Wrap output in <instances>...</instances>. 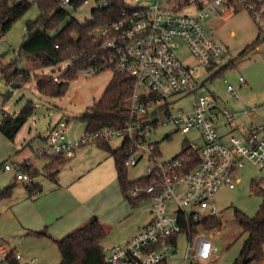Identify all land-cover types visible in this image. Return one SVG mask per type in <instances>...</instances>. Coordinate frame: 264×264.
<instances>
[{
	"label": "built area",
	"instance_id": "obj_1",
	"mask_svg": "<svg viewBox=\"0 0 264 264\" xmlns=\"http://www.w3.org/2000/svg\"><path fill=\"white\" fill-rule=\"evenodd\" d=\"M76 1L63 0L62 5L74 8ZM124 2L125 7L117 19L95 32V40L101 41L109 54L100 63L93 60L79 69L78 78L86 81L105 71L132 75L135 83L131 89L128 124L92 131L89 123L80 117L63 116L53 125L37 154L73 158L82 147L99 146L119 138L122 145L129 143L124 152L125 165L133 167L144 156L143 151H147L150 165L145 176L151 183L135 187L130 195L134 198L146 196L144 201H148V208L134 223L145 214L148 219L125 243L103 247L109 264H158L173 253L172 238L184 232V222H202L218 215L211 199L222 187L236 188L240 180L238 172L248 162L259 166L264 176V123H247L244 133H230L224 139L219 132L220 119L224 118L230 124L236 116L247 111L235 116L220 109L209 95L201 96L187 110L172 107L177 96L194 92L205 83L200 81L203 72H217L222 68L215 69L223 60L224 49L213 37L214 29L207 26L211 15L246 11L264 33V0ZM84 5H90L92 11L109 9L113 0H86L82 7ZM180 41L196 58L195 63H187L178 56ZM54 79L59 81L58 76ZM239 83L245 84L242 76ZM227 90L239 98L232 84ZM8 114L2 112L0 124ZM161 125H175L183 133L196 130L201 143L192 144L179 155L163 160L157 146L148 140L153 129ZM12 170H16L18 181L34 184V178L21 170L20 163L0 164V175ZM189 234L185 264L210 262L216 247L208 232ZM0 264L37 262L35 258L25 259L19 251L0 241Z\"/></svg>",
	"mask_w": 264,
	"mask_h": 264
},
{
	"label": "rangeland",
	"instance_id": "obj_2",
	"mask_svg": "<svg viewBox=\"0 0 264 264\" xmlns=\"http://www.w3.org/2000/svg\"><path fill=\"white\" fill-rule=\"evenodd\" d=\"M27 1L34 3L35 0ZM90 7V5H84L78 10L74 8H69V10L81 23L85 24L93 21ZM39 14V7L34 3L31 9L12 26L4 39L0 41V56L5 63H10L17 58V52L27 32L26 23L36 19ZM206 23L208 27L214 29L213 37L224 49L223 60L218 63L215 69L230 62H233L234 66L222 75L214 77H210V74L213 76L216 72H203L200 81L205 83L194 92L177 96L173 100L172 107L176 110H187L201 96L209 95L213 97L220 109L228 110L235 116L239 112L242 113L243 110L247 111L241 116H236V119L231 121V125L238 126L250 122L264 123V33L251 16L243 10L224 15H220L219 12L213 13ZM258 39L260 48L257 47L242 55L243 51ZM180 44L181 47L177 50L178 56L187 63H195L196 58L184 47L182 41ZM70 63L71 61H64L52 67L41 66L33 57L26 56L18 61V67L28 70L32 75L61 76ZM112 75V72L105 71L86 81L77 78L70 82L67 93L60 97L41 94L33 80L28 84L16 86L7 84L0 77V118H2L3 111L11 114L19 113L30 101L36 105L34 114L28 119L16 141L8 139L0 128V164L10 158L19 160L28 151L32 153L36 150L38 144L33 138L44 135L48 125L56 121L60 114L65 113L70 117L81 116L88 107L101 98ZM240 76L245 79L244 85L239 83ZM229 84L235 87L238 99L228 92ZM219 122L226 123L224 118H221ZM148 140L157 146L159 157L163 160L179 155L192 144L201 143V138L196 130L183 133L175 125L155 127L148 135ZM110 143L114 148H117L122 141L118 138L111 140ZM22 147L25 151L21 149ZM143 153L144 156L138 165L129 167L130 180L139 179L147 174L150 161L147 151H143ZM37 161L38 164H41L44 160L38 159ZM75 162L83 173L89 174L90 179L96 175L92 197L101 198L103 194L106 199L108 195H111L110 204H113L116 200V193L112 196V188L118 179L117 173H115L114 157L98 146L85 147V149L79 150L77 158L65 166L58 178L71 182L73 175L78 171L71 166ZM41 172L46 176L43 170ZM262 172L263 170L259 166L248 162L238 172L237 176L240 180L237 182L236 188L222 187L211 199L212 204L219 211L217 216L221 220V224L218 228L211 230L206 229L204 225L198 226V231L208 232L216 247L210 261L211 264H234L240 256L241 249L248 238V232L241 227L235 211L239 209L250 217L261 212L263 198L252 189V183L257 182L264 188ZM16 176V170L0 175V191L13 185L11 194L0 199V241L9 242L16 247L25 259L36 258L40 264H59L61 254L57 245L48 237L28 234V231L29 229L44 230L46 228L53 237L61 238L64 232L60 233L61 227L58 228L57 223L63 221L64 217L57 218L56 215V211L60 207L58 197L63 198V204L67 206L72 200L70 193H61L56 198L42 196L39 199L40 195L30 196L26 187L27 182L18 181ZM37 179L34 178V181ZM41 181L39 180V182ZM51 184V180L44 179V190ZM80 188L81 186L78 185L76 193ZM76 203L74 199L73 205ZM92 203L91 200L90 204ZM93 204L95 206L102 205L97 200ZM117 208L118 206L114 210L116 211ZM146 208H148V202H142L139 209L135 208V210L139 213ZM115 211L107 210L110 213ZM109 226H112L110 222L106 228ZM189 241V235L186 232L178 236L174 251L167 259L168 264H185ZM250 264H264V259L253 261Z\"/></svg>",
	"mask_w": 264,
	"mask_h": 264
},
{
	"label": "trees",
	"instance_id": "obj_3",
	"mask_svg": "<svg viewBox=\"0 0 264 264\" xmlns=\"http://www.w3.org/2000/svg\"><path fill=\"white\" fill-rule=\"evenodd\" d=\"M86 0H77L74 9L78 10ZM98 1V0H95ZM63 0H35L40 14L34 20L26 23V35L17 52V58L10 63H5L0 56V77L7 84L25 85L32 80L36 83L38 91L47 96H64L70 86V82L78 78V70L94 63H100L101 59L109 54L103 48L101 41L95 40V32L116 20L121 9L125 7L124 0H113V6L109 9H94L93 21L81 23L69 10L62 5ZM27 0H0V40L6 36L12 26L20 20L34 4ZM260 40L251 43L242 53L245 55L259 46ZM33 57L41 66H56L64 61H71L65 72L58 76L59 81H55V75L50 74H30L28 70L18 67V61L23 57ZM230 62L220 68L213 76L222 75L225 71L233 67ZM135 83L132 75L122 72H114L101 98L88 107L79 116L89 123L90 130H98L105 126L122 127L130 120L131 89ZM36 106L33 102H28L19 113L8 114L3 117L0 128L2 133L10 140H14L17 133L26 124L28 119L34 114ZM111 141L100 143L98 147L112 154L117 169V177L122 189L124 198L131 205L137 206L147 197L140 196L134 198L130 195L132 189L137 186H144L151 183L148 176H143L136 180H130L128 176L129 167L125 165V150L129 143L121 144L120 147L113 148ZM39 156V155H38ZM46 160L43 171L46 176L56 181V175L60 169L70 162L72 158L61 156H41ZM24 173L33 178L40 175L37 167L29 161L20 164ZM28 190L33 194L43 191L40 184L27 185ZM13 185L0 191V199L11 194ZM252 189L263 198L261 212L250 217L239 209L235 215L241 227L248 232V238L243 245L240 256L234 264H250L253 261L264 259V188L257 182L252 183ZM202 224L208 230L218 228L221 220L218 216L198 222L190 220L184 222V232L196 233L198 226ZM28 234L39 237H48L58 247L61 260L59 264H109L104 251V240L108 231L100 218L96 215L67 233L61 238H55L47 229L29 230ZM179 235L172 238L174 245L177 243ZM13 263V258H10ZM158 264H168L167 260Z\"/></svg>",
	"mask_w": 264,
	"mask_h": 264
},
{
	"label": "crops",
	"instance_id": "obj_4",
	"mask_svg": "<svg viewBox=\"0 0 264 264\" xmlns=\"http://www.w3.org/2000/svg\"><path fill=\"white\" fill-rule=\"evenodd\" d=\"M3 39L4 38H2V40ZM55 76H58V75H55ZM16 86H19V85H16ZM8 113H10V112H8ZM17 113L18 112L13 113V114H17ZM63 116H68V115H66L65 113L63 115L60 114L56 121H54L48 125L47 132L44 135H40L37 138H35V137L33 138V139H35V142H37V144H38L36 150H34L32 153L30 151H28L27 153L22 155V157L19 160L10 158V159L5 160L4 162H18L21 164L25 161H29L31 164H33L35 167H37L39 170L42 171L44 165L47 162L41 156H38L37 150L40 146H42L44 144L45 139H46L48 133L50 132V130L52 129L53 125L56 124V122L60 118H62ZM225 122H226V120H225ZM246 124L247 123H244L243 125L241 124L238 126H232L230 124H227V122L224 124L221 123L220 124L221 126L219 128V132L224 137V139H226L230 133H234V134L244 133V131H245L244 126ZM24 126L17 133V135L13 141L17 140L18 135L21 133ZM87 147H89V146H87ZM18 149H20V147H18ZM21 149L23 151H25V149H23V147ZM83 149H85V147L78 149L76 152V155L70 160V162L73 161L75 158H77V156L79 155V150H83ZM110 155L112 156V154H110ZM36 159L37 160L43 159L44 161H42L43 163L38 164L37 163L38 161ZM69 163H67V164H69ZM67 164L65 166H67ZM114 165H115V160H114ZM65 166H63L60 169V171L57 173L56 181L49 179L41 171H40L41 173L39 176L34 177L36 179L38 178L36 181H34V183L40 184L43 188V191L41 193L33 194L27 188L30 196L40 195L39 199L42 196H46L49 198H56V197L60 196L61 193H67V194H68V192L70 193V198L72 200H70V202L67 206L63 204L64 199L58 197V199L60 201V207L57 209L56 215H57V218L58 217L62 218V216L64 217L63 221H61V222L59 221L57 223V226L59 225L58 228L61 227L60 233L64 232V234L66 235L67 233L74 230V228H77V227L85 224L89 220V218H91L94 215H96L100 218L101 222L105 225V227L107 226L108 222H110L111 225L113 226V227L109 226L108 228H106L108 231V234H107L106 239L104 240L103 245L125 243L127 240H129L132 236H134L141 229V226L144 224L145 220L148 219V216L145 214L143 216V218L138 223H134V220H136V218L143 211H145L147 208L141 210V212L139 211V213L137 210H135V208L139 209L140 203L148 202V201H142L137 206L131 205L128 200L123 198L124 195L122 194L123 192H122V189H121L120 184L118 182V179L114 183V187L112 188V196H114V193H116V200H115V202H113V204H110L111 195L110 196L108 195L106 197V199L104 198L103 194L101 195V198L97 197V196L92 197L93 189L95 187L94 180H95L96 175L90 179L88 177L89 174L83 173L79 169V166L75 162L71 166L73 167V169H75V168L78 169L77 173H75L73 175L71 182H68L67 180L63 181L61 178H58V176H59L60 172L65 168ZM97 168H99V167H97ZM94 171H95V169L92 171V175H93ZM115 173H117L116 166H115ZM16 179H17V176H16ZM44 179L47 181L51 180V182H52V184L49 185V187L46 190H44V186H43ZM39 180H42V181L39 182ZM59 181H60V183H59ZM78 185L81 186V188L76 193V190H77L76 188L78 187ZM74 199L77 202L75 205H73ZM91 200L93 203L97 200L100 203H102V205L101 206H99V205L95 206L93 203L90 204ZM106 205H108V206H106ZM117 206H118V208L115 211L114 209ZM107 210L115 211V212L110 213V212H107ZM29 230H35V229H29ZM64 234H63V236H65ZM6 244L13 247L17 251H19L16 247L11 245L9 242H6ZM36 262H37V264H40L39 260H37V259H36ZM209 264H211V262Z\"/></svg>",
	"mask_w": 264,
	"mask_h": 264
}]
</instances>
